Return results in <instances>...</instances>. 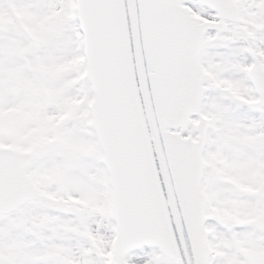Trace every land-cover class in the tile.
Instances as JSON below:
<instances>
[{
  "label": "snow or ice",
  "instance_id": "1",
  "mask_svg": "<svg viewBox=\"0 0 264 264\" xmlns=\"http://www.w3.org/2000/svg\"><path fill=\"white\" fill-rule=\"evenodd\" d=\"M0 264H264V0H0Z\"/></svg>",
  "mask_w": 264,
  "mask_h": 264
}]
</instances>
